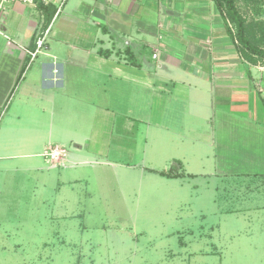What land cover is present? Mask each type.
Returning a JSON list of instances; mask_svg holds the SVG:
<instances>
[{"label": "crops", "instance_id": "1", "mask_svg": "<svg viewBox=\"0 0 264 264\" xmlns=\"http://www.w3.org/2000/svg\"><path fill=\"white\" fill-rule=\"evenodd\" d=\"M233 1L255 43L264 28V0ZM48 4L55 14L45 29L36 5L15 0L0 5V108L13 94L23 97L41 118L26 130L46 133L43 152L73 145L49 169L79 167L82 175L65 181L84 186L91 180L85 165L107 166L124 176L125 164L137 165L124 153V135L132 127L138 147H153L157 158L168 154L161 162L173 165L146 167L142 159L140 171L179 180V189L198 176L264 177V109L258 107L264 59H247L231 35L234 25L213 0ZM41 36L43 46L31 58L28 52ZM24 155H42L48 164L44 153ZM155 156L153 162H160ZM190 162L196 170L188 168ZM32 163L29 168L37 169Z\"/></svg>", "mask_w": 264, "mask_h": 264}, {"label": "rangeland", "instance_id": "2", "mask_svg": "<svg viewBox=\"0 0 264 264\" xmlns=\"http://www.w3.org/2000/svg\"><path fill=\"white\" fill-rule=\"evenodd\" d=\"M21 98L13 94L0 108V264H264V177L198 176L179 189V180L140 171L142 159L146 167L173 165L161 162L168 154L138 147L131 127L124 153L137 165L125 164L118 177L85 165L90 184H72L65 179L80 177L79 167L49 165L73 145L43 152L46 133L26 130L41 118ZM32 152L48 164L24 155Z\"/></svg>", "mask_w": 264, "mask_h": 264}, {"label": "trees", "instance_id": "3", "mask_svg": "<svg viewBox=\"0 0 264 264\" xmlns=\"http://www.w3.org/2000/svg\"><path fill=\"white\" fill-rule=\"evenodd\" d=\"M220 12L225 14V18L228 19L230 23L234 25L235 31L233 38L236 41L247 57L248 60L252 62H257L258 60L264 59V28L261 30V35L258 39L255 40V43L247 35V25L244 18L241 17L238 12L233 0H213ZM35 5L44 13V29L49 25L52 17L55 14V7L52 5L44 4L41 0H35ZM260 103L264 109V99L260 97ZM151 170V169H149ZM160 175L166 177H179L183 176L181 173L173 171H154Z\"/></svg>", "mask_w": 264, "mask_h": 264}, {"label": "built area", "instance_id": "4", "mask_svg": "<svg viewBox=\"0 0 264 264\" xmlns=\"http://www.w3.org/2000/svg\"><path fill=\"white\" fill-rule=\"evenodd\" d=\"M9 1H12V0H0V5H3L4 3L6 2H9ZM15 1H21V2H24V3H28L30 5H35V0H15ZM44 4H47L48 3V0H41ZM43 43H44V37H38L36 39V47L33 51H29V55L31 58H34L36 56V54L40 51V49L42 48L43 46ZM155 57V55H153ZM48 154L54 158L55 156H57L59 154V152H57V150H51L48 152Z\"/></svg>", "mask_w": 264, "mask_h": 264}]
</instances>
